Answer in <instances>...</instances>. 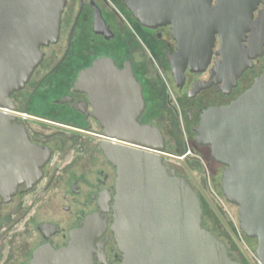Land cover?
Instances as JSON below:
<instances>
[{
    "label": "water",
    "instance_id": "obj_1",
    "mask_svg": "<svg viewBox=\"0 0 264 264\" xmlns=\"http://www.w3.org/2000/svg\"><path fill=\"white\" fill-rule=\"evenodd\" d=\"M122 1L144 27H171L177 52L170 62L178 85L187 67L192 72L208 67L216 36L222 43L223 68L233 78L229 89L252 67L255 55L246 53L244 42L256 27L254 14L260 5L264 21V0ZM64 6V0H0V108L13 110L11 97L41 64L42 48L58 42ZM258 37L264 38V28L254 33ZM259 47L257 55H261ZM98 67L90 72H98ZM99 73L107 78L102 81L106 88L91 85V94L98 98L102 89L126 93L116 100L109 97L107 105L100 102L105 109L99 118L104 137L137 147L107 141L101 145L116 169L110 231L122 255L120 264H243L204 226L199 193L165 165L162 131L138 123L146 103L130 65L123 73ZM204 88L196 84L192 93ZM109 106H125L127 113L113 116ZM14 120L0 112V200L6 204L21 186L26 184L30 190L40 181L46 162ZM195 131L197 145L209 148L212 161L224 167L221 191L228 203L238 207L240 230L257 241L255 254L264 264V72L230 105L205 110ZM107 230V220L89 215L81 228L70 231L67 246L55 249L44 244L34 251L29 264H96V244Z\"/></svg>",
    "mask_w": 264,
    "mask_h": 264
},
{
    "label": "flooded vegetation",
    "instance_id": "obj_2",
    "mask_svg": "<svg viewBox=\"0 0 264 264\" xmlns=\"http://www.w3.org/2000/svg\"><path fill=\"white\" fill-rule=\"evenodd\" d=\"M64 1L58 42L42 48L41 64L26 86L11 97L13 110L0 108V112L15 118L13 124L25 129L30 142L40 149V155L46 161L40 181L30 190L24 184L17 195H33L37 202L42 196L53 194L54 198L68 203L66 212L72 216V221L64 228L52 223L38 225L41 243H24V247L20 245L21 249L15 251V256L26 258L27 261L21 264H29L34 251L44 244L50 243L55 249L67 246L70 231L81 228L87 216L99 214L101 220L108 221V230L96 244L95 262L120 264L122 255L110 231L116 169L106 160L101 145L107 141L125 147L134 146L105 138V129L99 118L102 116L100 111L105 110L100 107L101 101L107 105L105 100L109 97L116 100L117 96L124 97L126 93H108L107 89H102L97 98L88 88L103 84L106 88V82L102 81L107 78L99 73L100 70L123 73L130 65L146 103L138 123L162 131L165 141L167 139L166 154L162 156L175 158L167 150L168 138L164 133L168 131L163 122L169 124L168 121L181 118L183 125L180 128L189 148L191 143L194 150L201 152L204 158L201 159L212 165L211 151L197 145L195 129L200 125L205 110L230 105L263 74L264 38H254V33H260L264 28V21L260 18L263 6L257 8L254 14L256 27L252 33H247L248 38L244 42L246 53L255 55L252 67L246 69L238 78L237 85L229 89L231 74L223 68L219 36H216L208 67L203 72H192L187 67L185 79L182 85H178L170 62V56L177 52L170 26L144 27L122 0ZM259 46H262L261 55H257ZM95 65L99 66L98 72H90ZM164 74L174 84L173 96ZM75 83H78L77 88ZM199 83L205 88L192 93L194 85ZM161 103L169 109V117L159 109ZM109 111L113 116L127 113L125 106H109ZM216 165L224 171L223 166ZM176 173L189 181L183 172ZM4 204L0 200V206ZM6 234L0 227V262L3 261ZM215 235L225 243V237ZM231 254L246 264L235 257L232 250Z\"/></svg>",
    "mask_w": 264,
    "mask_h": 264
},
{
    "label": "rangeland",
    "instance_id": "obj_3",
    "mask_svg": "<svg viewBox=\"0 0 264 264\" xmlns=\"http://www.w3.org/2000/svg\"><path fill=\"white\" fill-rule=\"evenodd\" d=\"M164 76L169 92L173 96L174 84L165 74ZM153 82L151 79L150 83L153 84ZM174 97L172 99L175 104ZM159 109L164 111L167 117L170 116L169 109L163 103ZM168 123L172 125V138L180 143L181 132L175 128L183 125L182 119H175L173 122L168 121ZM190 146L191 154L187 159H182L183 149L180 148L179 152L173 155L175 158L163 156L165 164L187 176L190 184L201 195L203 209L210 214L207 225L214 229L216 234H225L223 240L231 248L235 257L246 264H259L255 254L257 241L250 240L243 235L240 230L238 207L228 203L221 191L223 169L219 168L215 162L210 165L206 160H202L204 158L201 156V152L197 149L194 150L195 148L191 143ZM167 150L170 152L168 145ZM25 196L26 194L17 195L8 205L5 203L0 206L1 232H7L3 242V261L0 264H21L27 261L26 258L15 256V253L20 248L19 246H23L24 243L35 245L41 243L37 232L38 225L52 223L64 228L68 227L72 221V216L66 212L68 203L59 198H54L53 194L44 195L37 202L33 200V195Z\"/></svg>",
    "mask_w": 264,
    "mask_h": 264
},
{
    "label": "trees",
    "instance_id": "obj_4",
    "mask_svg": "<svg viewBox=\"0 0 264 264\" xmlns=\"http://www.w3.org/2000/svg\"><path fill=\"white\" fill-rule=\"evenodd\" d=\"M163 124L166 125V130L168 131V132H165L164 135H165V137L168 138V146L170 147V152L169 153L171 155H174L175 153L179 152V150L181 148V149H183V153L181 155V157H183L182 159H187L189 157V155H190V154H188V152L190 150H189V146L187 144V140H186L185 136L182 134V130H181L180 126L177 127V128H175L176 130H178L179 132H181V136H180L181 137V142L179 143V141H177L176 139H173L172 136H171L172 135V133H171V127H172V125L166 124V122H163ZM166 141H167V139H166ZM209 216H210L209 212L208 211H205V209H204V226L207 227V228H209L210 231H212L214 234H216L215 231H214V229H212L211 227H209L207 225V220L209 219ZM221 235L223 236L225 234H221ZM227 247H228V249H229V251L231 253L230 247L228 245H227Z\"/></svg>",
    "mask_w": 264,
    "mask_h": 264
},
{
    "label": "bare ground",
    "instance_id": "obj_5",
    "mask_svg": "<svg viewBox=\"0 0 264 264\" xmlns=\"http://www.w3.org/2000/svg\"><path fill=\"white\" fill-rule=\"evenodd\" d=\"M229 77H230V79H231V84H232V81H233V78H231V77H232V75H230Z\"/></svg>",
    "mask_w": 264,
    "mask_h": 264
}]
</instances>
